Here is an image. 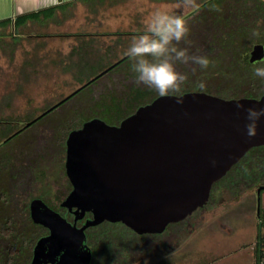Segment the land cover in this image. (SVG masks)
<instances>
[{"label":"water","instance_id":"95a60500","mask_svg":"<svg viewBox=\"0 0 264 264\" xmlns=\"http://www.w3.org/2000/svg\"><path fill=\"white\" fill-rule=\"evenodd\" d=\"M252 58L264 59V45L253 48ZM237 104L261 108L264 97L169 95L140 107L120 126L93 119L73 131L66 160L73 190L62 207L76 209V222L88 212L94 217L79 228L43 200H33L32 220L50 234L36 243L32 264H43L47 258L53 262L61 252L57 264H90L89 228L108 221L123 223L141 235L161 234L206 206L213 185L250 150L264 146V117L257 135L249 138L244 133L246 113Z\"/></svg>","mask_w":264,"mask_h":264},{"label":"rangeland","instance_id":"374dc122","mask_svg":"<svg viewBox=\"0 0 264 264\" xmlns=\"http://www.w3.org/2000/svg\"><path fill=\"white\" fill-rule=\"evenodd\" d=\"M172 4L159 3L155 9ZM145 7L142 6L143 9ZM201 13L198 11L188 17V25L193 17ZM84 38L75 40L80 45L73 46L72 68L65 72L70 73L72 79L62 72L61 78L55 79L54 84L52 80H46V85L29 87L28 92L25 86L22 87L23 97L31 101H9V96L0 95V130L18 132L22 127L20 124L38 118L37 122L21 130L5 146L9 148V180L19 183V180L31 179L32 184L25 182V188L31 189L33 186L36 195L54 208H61V200L68 191L64 175L67 148L64 149L52 137L61 125L62 117L66 114L67 118H75L80 110L84 119L98 115L103 116L100 118L103 121L113 120L130 108L124 99L125 96L133 97L131 92H135L136 85H131L135 80L131 61L94 82L67 105L40 119L45 112L79 89L81 85L77 83L85 84L94 79L114 65V58L122 56L119 51L102 49L96 39L85 41ZM124 38L120 36L117 41L112 40L110 43L120 45ZM187 40L182 41L179 47H187ZM36 57L29 55L28 61H37ZM176 69L186 74L187 80H193V84L201 82L200 73L188 75L191 64L177 63ZM126 82L130 86V94L124 92L122 84ZM211 83L216 85L219 82L213 77ZM193 84L188 92H201L193 90ZM213 89L203 88L202 92L209 93ZM84 98H94L92 103L96 109H88L91 104H80ZM69 105H79L80 108H75V112H64ZM5 148H1V151ZM261 187H264V146L250 151L224 178L214 184L207 207L200 208L182 223L170 224L161 235H137L122 223L105 222L91 227L87 234L88 242L95 252L92 264H257L256 253L262 238L264 252V190L258 193Z\"/></svg>","mask_w":264,"mask_h":264},{"label":"trees","instance_id":"16d2710c","mask_svg":"<svg viewBox=\"0 0 264 264\" xmlns=\"http://www.w3.org/2000/svg\"><path fill=\"white\" fill-rule=\"evenodd\" d=\"M166 1L175 2V0ZM198 3L200 5L201 3L204 4L194 13L185 16L187 20L188 17L196 14L198 11L202 12L190 21L187 48L190 54L207 55L210 60V65L207 69H200L199 66L191 64L192 69L195 68L196 70L193 72L192 69H189L188 75L200 73V81L205 84L204 89L214 88L207 94L223 99H260L264 97V79L253 74L255 67L264 66V59L254 60L252 58L253 48L256 45H264V0H199ZM33 17L34 14L23 15L19 17L18 22L20 23L22 20H28ZM6 22L3 21L2 23ZM254 32L258 34L254 35ZM127 62H131V60L126 56L106 73L99 75L93 81L88 80L85 84H81V89L66 97L62 103L55 106L52 110L45 112L40 119L58 108L67 105V103L81 94V92H84L94 82ZM213 77L217 79L218 84L211 83ZM134 81L131 85H136ZM191 83H194L193 80H186L181 87L180 93L170 95L180 96L188 93L191 90L189 89L192 85ZM122 85L125 89L124 92L130 94V86L127 85V82ZM198 85L199 83L193 84V90L197 89L202 92L203 90ZM144 88L143 85L134 86L135 92H131L133 97H123L125 98V103L131 109L128 108L122 112V114H125H119L115 119L105 122L112 126H120L123 120L136 113L140 107L151 104L155 99L160 97L155 90H146L147 87ZM143 90H146V92ZM82 100L80 99V101ZM93 100L84 98L80 104H91V107H88V109L94 110L96 107L92 103ZM133 104L136 106H133ZM78 106L69 105L65 108L64 112L71 113L75 108H80ZM99 111L97 110V112ZM78 112L79 114H76L77 116L75 118H67L68 115L65 114L62 117L61 125L52 134V137H55L56 141L64 149L67 148L68 137L73 131L81 129L88 121L102 119L103 117L94 115L84 119L81 116L82 113L80 114V110ZM35 122L37 120L30 125H27L28 122L20 124L22 127L20 126L21 128L18 132H9V129L0 130V264H32L36 243L48 233L47 228L34 223L30 211V205L34 199L45 200L36 195L37 191H34L35 188L33 186L31 189L30 187L29 189L25 188V182L28 185L32 184L31 179L25 178L24 180H19V183H14L9 180V148H5L10 140L17 136L21 130L33 125ZM261 147H256L255 149ZM1 148L5 149L1 151ZM65 160L66 154L64 158V175L67 178L68 191L61 201H64L68 197V193L73 189V185L67 175ZM255 186L259 187V184L255 183ZM28 193H30L29 196ZM211 197L212 191L210 200ZM208 204L203 208L207 207ZM54 209H57L60 213H66V209L62 206L61 208ZM262 244L263 238L258 243L259 250L256 253L257 264H264Z\"/></svg>","mask_w":264,"mask_h":264},{"label":"crops","instance_id":"0c3cea01","mask_svg":"<svg viewBox=\"0 0 264 264\" xmlns=\"http://www.w3.org/2000/svg\"><path fill=\"white\" fill-rule=\"evenodd\" d=\"M159 3L175 2L0 0V86L3 87L0 95L9 96V101H31L23 97L22 87L25 86L28 92L29 87L46 85V80H52L54 84L62 72L71 70L73 46L80 45L75 41L77 38L96 39L102 49L122 53L114 58L115 65L126 57L123 52L131 38L143 32V20L146 21L145 17L148 18ZM142 6L146 7L143 9ZM28 14H34V17L18 22L19 17ZM120 36L125 37L124 42L111 45L110 41H117ZM29 55L37 56V61H28ZM65 74L72 79L70 73Z\"/></svg>","mask_w":264,"mask_h":264},{"label":"clouds","instance_id":"9594fccd","mask_svg":"<svg viewBox=\"0 0 264 264\" xmlns=\"http://www.w3.org/2000/svg\"><path fill=\"white\" fill-rule=\"evenodd\" d=\"M199 8L197 0H175L172 5L157 7L146 19L143 32L131 38L124 52L132 61L131 70L135 73L134 82L137 86L143 85L155 90L160 97H168L180 93L187 80L186 74L177 71V63L196 65L200 69L209 67L207 55L190 54L187 47H179L182 41L186 42L190 32L185 16ZM195 70L192 69L193 72ZM253 74L264 79V66L255 67ZM198 86L203 89L205 84L200 82ZM236 107L246 113L248 122L244 125L245 135L255 137L259 121L264 117V107L244 108L242 104Z\"/></svg>","mask_w":264,"mask_h":264},{"label":"flooded vegetation","instance_id":"af4514ba","mask_svg":"<svg viewBox=\"0 0 264 264\" xmlns=\"http://www.w3.org/2000/svg\"><path fill=\"white\" fill-rule=\"evenodd\" d=\"M202 4H204V3H201V5L200 6H202ZM196 11V10H195ZM195 11H190L189 13H187V15L188 14H191V13H194ZM67 160V159H66ZM65 165H66V161H65ZM69 178V177H68ZM73 190V189H72ZM72 190L68 193V195L72 192ZM67 195V196H68ZM35 200V199H34ZM45 202V201H44ZM63 202V201H62ZM46 203V202H45ZM50 208H52L53 210H55V211H57V209H54V207H51L48 203H46ZM60 207H61V205H60ZM64 209H66V213L65 212H63V213H60L59 211H57V212H59L64 218H66L67 220H68V222H70L71 224H77V226L79 227V228H81V227H83L85 224H86V222L88 221V220H91V219H93V213L92 212H88L86 215H85V217L83 218V219H81V220H78L77 222L75 221V219H76V216L74 215V211L76 210V209H74L73 211H69L67 208H64ZM89 215H91V216H89ZM105 222H108V221H105ZM104 222V223H105ZM110 223H112V222H110ZM103 224V223H102ZM123 224V223H122ZM101 225V224H100ZM125 225V224H124ZM99 226V225H98ZM126 226V225H125ZM97 227V226H96ZM129 228V227H128ZM168 228V227H167ZM90 229V228H89ZM88 229V230H89ZM131 229V228H130ZM88 230L86 231V234L88 233ZM132 230V229H131ZM167 230V229H166ZM166 230H165V232H166ZM135 232V231H134ZM165 232H163V233H165ZM136 233V232H135ZM163 233H161V234H163ZM50 234V231L48 230V233L46 234V235H44L43 237H45V236H48ZM137 235H141V234H138V233H136ZM161 234H143V235H161ZM42 238V237H41ZM87 247H88V249L91 251V253H92V260H91V263L90 264H92L93 262H94V259H95V252H94V250H93V248H92V246L89 244V242H88V234H87ZM62 253L63 252H61L60 253V255H58V256H56V257H54L53 258V262L52 261H50V258H47L45 261H43V264H57V262L60 260V258H61V255H62Z\"/></svg>","mask_w":264,"mask_h":264}]
</instances>
